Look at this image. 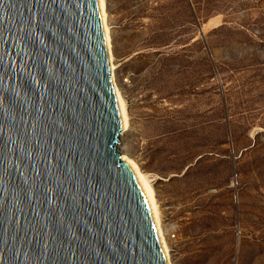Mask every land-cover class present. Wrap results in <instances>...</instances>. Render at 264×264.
Returning <instances> with one entry per match:
<instances>
[{"label": "rangeland", "instance_id": "obj_1", "mask_svg": "<svg viewBox=\"0 0 264 264\" xmlns=\"http://www.w3.org/2000/svg\"><path fill=\"white\" fill-rule=\"evenodd\" d=\"M105 8L117 149L153 190L170 264H264V0Z\"/></svg>", "mask_w": 264, "mask_h": 264}, {"label": "water", "instance_id": "obj_2", "mask_svg": "<svg viewBox=\"0 0 264 264\" xmlns=\"http://www.w3.org/2000/svg\"><path fill=\"white\" fill-rule=\"evenodd\" d=\"M118 140L98 0H0V264H165Z\"/></svg>", "mask_w": 264, "mask_h": 264}, {"label": "bare ground", "instance_id": "obj_3", "mask_svg": "<svg viewBox=\"0 0 264 264\" xmlns=\"http://www.w3.org/2000/svg\"><path fill=\"white\" fill-rule=\"evenodd\" d=\"M98 4H99V10H100L101 24H102V33H103L105 46H106L108 70H109L111 85H112L114 98H115L116 113H117L118 128H119V139H120V137L123 136V134L129 129V118H128V112H127V108L125 105V101L123 100V97L121 96L119 89L116 85V81H115L114 70L116 66L113 63V57L111 53L110 31H109V26H108L107 19H106L107 16H106L105 0H98ZM118 142L120 141L118 140ZM117 148L118 147L116 146V149ZM117 151L119 152L118 149ZM120 157L130 169L132 175L134 176L143 194V197L147 203V206H148L151 218H152L155 234H156L158 244H159L163 259H164V263L170 264L165 233L162 228V225L160 224L159 210H158V207L155 201L153 190L147 180V177L146 175L141 173L138 166L135 164L133 160L129 159L124 154H120Z\"/></svg>", "mask_w": 264, "mask_h": 264}, {"label": "built area", "instance_id": "obj_4", "mask_svg": "<svg viewBox=\"0 0 264 264\" xmlns=\"http://www.w3.org/2000/svg\"><path fill=\"white\" fill-rule=\"evenodd\" d=\"M169 237H170V239H174L175 238V234L173 232H170Z\"/></svg>", "mask_w": 264, "mask_h": 264}]
</instances>
